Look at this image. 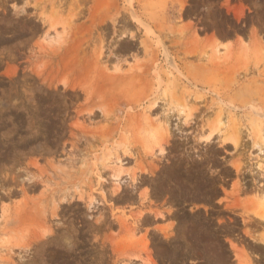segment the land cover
Returning a JSON list of instances; mask_svg holds the SVG:
<instances>
[{
  "label": "rangeland",
  "instance_id": "1",
  "mask_svg": "<svg viewBox=\"0 0 264 264\" xmlns=\"http://www.w3.org/2000/svg\"><path fill=\"white\" fill-rule=\"evenodd\" d=\"M0 264H264V0H0Z\"/></svg>",
  "mask_w": 264,
  "mask_h": 264
}]
</instances>
